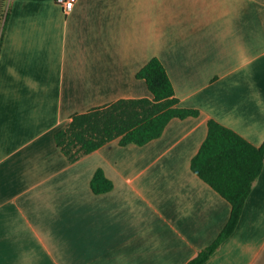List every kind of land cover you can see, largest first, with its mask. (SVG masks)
I'll return each mask as SVG.
<instances>
[{"label": "crops", "instance_id": "crops-1", "mask_svg": "<svg viewBox=\"0 0 264 264\" xmlns=\"http://www.w3.org/2000/svg\"><path fill=\"white\" fill-rule=\"evenodd\" d=\"M0 47V264H187L231 204L191 169L213 119L264 143V0H8ZM165 66L179 105L143 146L108 142L75 162L55 134L76 114L152 98ZM101 169L111 191L95 194ZM205 264H264V168L240 223Z\"/></svg>", "mask_w": 264, "mask_h": 264}, {"label": "trees", "instance_id": "trees-1", "mask_svg": "<svg viewBox=\"0 0 264 264\" xmlns=\"http://www.w3.org/2000/svg\"><path fill=\"white\" fill-rule=\"evenodd\" d=\"M8 0H0V47L8 22ZM152 98L120 99L73 116L69 126L55 134L57 145L75 162L108 142L138 146L161 137L175 118L198 117L200 111L183 108L163 63L151 59L137 74ZM264 168V143L255 146L232 129L211 119L208 134L191 162L192 171L231 204L230 219L218 237L187 264H205L236 231L254 183ZM95 194L111 191L113 183L99 169L91 181Z\"/></svg>", "mask_w": 264, "mask_h": 264}, {"label": "built area", "instance_id": "built-area-1", "mask_svg": "<svg viewBox=\"0 0 264 264\" xmlns=\"http://www.w3.org/2000/svg\"><path fill=\"white\" fill-rule=\"evenodd\" d=\"M76 2L77 0H55V3L59 5L66 14L73 10Z\"/></svg>", "mask_w": 264, "mask_h": 264}]
</instances>
